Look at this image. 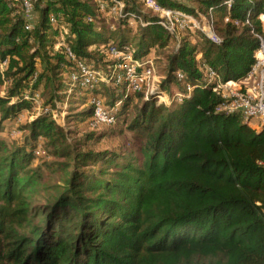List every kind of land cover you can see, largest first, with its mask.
I'll return each instance as SVG.
<instances>
[{
    "label": "trees",
    "instance_id": "16d2710c",
    "mask_svg": "<svg viewBox=\"0 0 264 264\" xmlns=\"http://www.w3.org/2000/svg\"><path fill=\"white\" fill-rule=\"evenodd\" d=\"M97 1L37 0L26 29L20 1L0 0V264H264V124L255 130L217 110L223 98L205 74L225 81L248 71L264 0L217 7L218 41L191 25L169 34L141 0H123L128 15L109 26ZM155 1L203 14L221 0ZM133 14L149 23L130 24ZM172 43L146 95L113 78L80 85L79 61L109 75L124 47L143 59ZM111 45L118 53L108 59ZM36 94L40 110L9 143ZM93 96L113 113L106 125L131 133L130 148L89 146L111 131L73 137L70 124L90 122ZM64 104L61 124L52 112Z\"/></svg>",
    "mask_w": 264,
    "mask_h": 264
},
{
    "label": "built area",
    "instance_id": "2783aa9c",
    "mask_svg": "<svg viewBox=\"0 0 264 264\" xmlns=\"http://www.w3.org/2000/svg\"><path fill=\"white\" fill-rule=\"evenodd\" d=\"M23 16L26 20L25 28L30 29L36 21L35 3L37 0H19ZM146 8L155 13L164 12V15H159L156 21L162 28L169 34L177 36L178 31L191 25L200 30L208 38L218 41L212 26V16L217 7L230 6L232 0H221L218 3L210 4L205 7L203 14H198L194 9L193 13L183 11L177 8H162L155 0H141ZM97 12H104L107 9L108 13H113L114 16H125L128 13L124 7L123 0H107L97 1ZM136 20L129 19V23L134 21L142 24H148L140 15H132ZM50 21H54L53 15L50 16ZM262 32L257 34L258 45L254 52V62L246 73L238 77L229 78L225 81L222 77L212 68H206L205 74L209 82H213V89L221 93L223 100L218 104L217 110L231 113L237 112L241 115L244 123L255 130H259L261 125L264 124V11L259 16ZM91 21V17H87ZM245 23H249L245 19ZM206 30V31H203ZM58 44V42L56 43ZM125 52H121L123 62L116 64L109 75L104 74L102 71L93 70L88 68L84 63L78 62V69L82 75L81 86L85 85L90 80L99 79L108 82L110 78L116 81H124L125 88L128 92H137L153 80L156 76V69L152 62L150 55L145 56L143 59H134L130 49L124 47ZM111 53H118L113 45L109 47ZM68 52V51H67ZM68 55H71L68 52ZM5 62H0V73ZM178 78L181 79L182 75L178 73ZM74 79V77H72ZM221 88H228V93L223 94ZM186 90L191 91L189 84H186ZM37 96V94H36ZM162 95L158 97L161 98ZM24 98H29L28 94ZM34 100L36 98L34 97ZM93 105V114L89 123L98 124H111L114 122L113 113L104 109L102 101L99 96H93L90 99Z\"/></svg>",
    "mask_w": 264,
    "mask_h": 264
},
{
    "label": "rangeland",
    "instance_id": "374dc122",
    "mask_svg": "<svg viewBox=\"0 0 264 264\" xmlns=\"http://www.w3.org/2000/svg\"><path fill=\"white\" fill-rule=\"evenodd\" d=\"M192 7L194 9L198 8V7L193 6V5H192ZM150 12L155 13L153 11H150ZM157 14H161L163 16L164 12H161V13L159 12ZM36 16H37V13H36ZM103 16L106 17V19L109 21V23H110L109 26H112L116 21L115 18H113L114 17L113 13H103ZM203 31H206V30L203 29ZM127 37H128V40H133L135 35H134V33H131ZM178 39L179 38H177V40ZM55 44H56V42H55ZM173 45L174 44L172 43L167 48H164L162 50L152 52L151 54H149L151 59H152V62L154 64V67L156 69L157 74L153 80H150L147 85H145L141 88L140 92H142L143 95L148 94L154 88L156 82L159 81L160 77L162 76L163 72L161 70H162V67L165 63V55L169 54L172 51ZM116 55L117 54L109 53L108 59L113 58ZM4 89L5 88L2 84L0 86V94H3ZM221 89H222L221 91L223 94L228 93V88H221ZM82 95L83 94L78 95V97H81ZM35 98H36V100L33 101V107L31 109V111L30 112L29 111H23L21 113L19 119L17 120L16 124L11 126V129L9 130V132H7V134L4 136L9 143H11L12 141L13 142L18 141L21 138V132L19 131L17 124L28 120L33 112L35 113V112L40 110L41 105H42L41 99L36 95H35ZM136 101L137 100H135V102ZM140 101L141 100L137 101L136 103H133L134 102L133 101L130 104L131 108L133 105H136V104L138 105L140 103ZM158 101H161V102L166 103V104H168V102H169L164 95H162L161 98H158ZM67 109H68V106L66 104H64L60 113H55V111L52 112L54 119L58 123H61V124L63 123V118L66 114ZM70 127H71V129L76 128V133L73 134V137H78V136L85 134L86 132H89V131H98V132H104V133H107V131H111L109 134H106V136L101 138L99 141H94V142L89 143V146L94 148V149L110 148V149H115L117 151H123L125 149L130 148L129 145H130L131 140H132L131 133L125 129L122 132H120V129H123V128L122 127L120 128L119 125L109 127L106 124L96 125L94 123L93 124L87 123L85 121H77V122H74L73 124H70Z\"/></svg>",
    "mask_w": 264,
    "mask_h": 264
}]
</instances>
